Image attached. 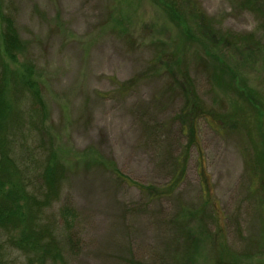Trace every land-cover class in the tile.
Listing matches in <instances>:
<instances>
[{"label": "rangeland", "instance_id": "rangeland-1", "mask_svg": "<svg viewBox=\"0 0 264 264\" xmlns=\"http://www.w3.org/2000/svg\"><path fill=\"white\" fill-rule=\"evenodd\" d=\"M188 1L0 0L73 170L45 220L62 239L57 214L71 204L79 245L48 264H264V58L216 46L190 14L264 46V10ZM98 156L108 169L77 164Z\"/></svg>", "mask_w": 264, "mask_h": 264}, {"label": "trees", "instance_id": "trees-1", "mask_svg": "<svg viewBox=\"0 0 264 264\" xmlns=\"http://www.w3.org/2000/svg\"><path fill=\"white\" fill-rule=\"evenodd\" d=\"M245 4L250 7L256 4L257 9L264 10V0H247ZM191 8L194 22H200L201 30L211 35L209 38L215 40L216 46L225 40L234 46L258 50L264 58V46L253 41V37L218 34L196 5ZM27 50L12 14L0 6V264H4L6 249L25 256L28 264L65 262L67 248L74 252L79 245L74 232L77 213L71 204L67 202L60 207L57 214L64 230L62 239L57 234L56 220H45L46 209L60 200L63 185L73 170L59 155L48 130L49 112L41 76L26 58ZM183 97L187 99V107L190 102L187 90ZM98 157L81 159L77 164L87 167L95 163L108 169V161ZM111 170L121 181L129 183L121 173ZM131 184L152 195V188L132 181Z\"/></svg>", "mask_w": 264, "mask_h": 264}]
</instances>
